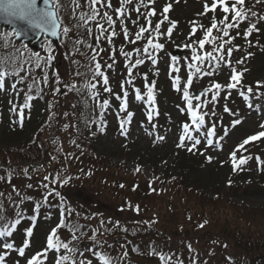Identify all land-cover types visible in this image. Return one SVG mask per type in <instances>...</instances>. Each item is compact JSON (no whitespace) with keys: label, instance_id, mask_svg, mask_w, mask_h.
Wrapping results in <instances>:
<instances>
[{"label":"trees","instance_id":"obj_1","mask_svg":"<svg viewBox=\"0 0 264 264\" xmlns=\"http://www.w3.org/2000/svg\"><path fill=\"white\" fill-rule=\"evenodd\" d=\"M63 2L67 4L68 0ZM252 4V0H246L247 7L250 8ZM217 15L219 16V13ZM62 16L66 24L71 21L74 25L75 21L70 12L62 10ZM210 21L211 14L203 17L202 24L207 27ZM88 26L93 29L92 36L88 35L85 27L79 29L72 27L66 46L62 45L61 39L58 45L54 46L53 68L59 71L62 79H64V71L60 66L66 67V71L78 83L84 79V77H74L73 74L77 70L86 71L84 65L88 64L91 51L84 45H77L74 48L73 44L75 40L80 39L85 44L95 47V28L92 27V23ZM243 29L244 26L241 25V33ZM3 32L5 31L0 29V33ZM235 34L236 30H233L232 35ZM240 36L234 42L240 46V50L234 51V55L239 57L251 52L254 56L255 50H251L248 42L241 43ZM261 37L259 32H253L248 39L251 45L258 48L260 43H262L260 47L264 45ZM2 40L3 37H0V42ZM114 46L117 49L115 40ZM123 46L126 51H130L133 47L128 43ZM101 47L105 49L100 57L101 63L106 65L110 62L109 46L106 41H102ZM40 51L44 54L42 48ZM68 56L71 59L66 58ZM120 57L122 56L117 54L115 66L121 60ZM72 60L79 63L73 64ZM154 71L153 67H144L138 71L137 77L140 79L144 73H148L147 83L151 84L153 80H156L154 95L159 103H162V96L166 95L163 92L167 90V86H164L160 78H154L152 74ZM36 72L39 73V70ZM8 83H13V80L9 78ZM144 83L145 81H142V84ZM40 87L43 89L42 94L32 93L34 99L31 100L30 108H25V117L22 122L15 115L9 118L4 115L2 107L6 100L0 98V188L8 185L0 190V193L5 194L0 196V202L6 206L9 204L7 196L12 193V185H14L9 186L11 181L17 182L15 186L21 195L32 197V200L24 201L22 205L25 219L19 226L18 237L14 235L15 241L22 242L25 227L32 222L31 217L35 215L36 220L33 224L39 229L55 227L62 218L75 224L78 236L81 235L82 230L79 242L70 241L67 229L60 230L59 235L72 246L79 248L80 255L77 256V260L91 259L94 264L97 258L92 255L93 248L111 256L117 264H163L159 259L161 255L172 258L168 264H177V261L191 264L193 258H196L197 264H264V206L246 201L235 202L237 198L264 193V168L262 167L264 139L252 144L248 152L252 158L241 165L237 171L232 170L230 173L231 170L228 167L227 187L225 189L214 187L211 196L201 193L199 186L194 182L197 179L194 176L201 174L198 166L206 161L201 155L187 157L189 153L183 152L178 154L163 172L153 171L152 177L143 179L144 183H138L134 188L128 187L119 177L107 180L109 174L116 173L115 165L109 157L97 151L109 122L107 110L102 111L103 108L96 107L95 101L88 99L86 95L70 92L71 116L64 115L65 124H62L61 105L59 102L53 104L54 95L51 87L43 85ZM19 88L21 89L19 94L11 88L8 89V94L11 95L12 92L11 97L8 96V101L17 100L22 103L25 85H20ZM99 89L100 100L107 99L114 105L118 104L119 100L112 94L104 93L101 87ZM233 95L231 92L229 95L227 90L221 91L216 104L231 101ZM85 100H87L86 103ZM238 104H240L239 100ZM210 106L211 104L208 105ZM215 107L217 108V105ZM161 113H165L164 109H161ZM218 117V120H221L220 116ZM181 119L185 120V116L172 121L177 131L180 130ZM157 121L163 124L160 118H157ZM68 124L71 126L67 130L68 127L66 128L65 125ZM144 156L141 155L140 161H137L138 164L132 175L140 174L141 171L137 172L136 168L139 166L141 170ZM257 156L261 158L260 163L255 159ZM216 169L220 168L216 167ZM25 170L28 172L27 176L24 175ZM210 174L211 172L207 177H210ZM45 176L49 177L47 181L43 179ZM119 176H121L120 173ZM65 178L69 181L65 185L52 183L53 180L59 181ZM78 181H84L83 184L87 181L96 183L98 187L109 189L111 193L121 196L126 201L124 203L132 208L139 206L137 214H141L142 219H118L100 211L98 206L90 205L92 203L88 202L87 205L79 201L77 196V199H70L67 192L62 191ZM28 184H32L33 187L28 188ZM43 184H48L49 187L45 189L42 187ZM155 185L157 186L154 187ZM53 190L60 192L61 196L58 197L53 193L48 197V201L42 203L40 209L34 213V204L42 201L43 197ZM156 200H160L162 204L155 203ZM178 209L185 215L197 214L198 220L192 218L193 221H198L196 225L190 227L178 225L171 230L166 228L161 219L166 216L167 210L176 212ZM65 210H70L71 215L69 216ZM62 212H64L63 217ZM205 221L207 223H204ZM200 224L204 226L199 227ZM94 231L96 240L100 242L99 245L88 239ZM202 238L203 241H200ZM45 242L46 239H43L39 249L45 246ZM62 251L50 252L48 261L52 260V264H55L56 256L62 254ZM125 252L127 256H124Z\"/></svg>","mask_w":264,"mask_h":264},{"label":"snow or ice","instance_id":"obj_2","mask_svg":"<svg viewBox=\"0 0 264 264\" xmlns=\"http://www.w3.org/2000/svg\"><path fill=\"white\" fill-rule=\"evenodd\" d=\"M264 0H256L259 4ZM156 0H117V6H113V0H68L64 3L63 0H0V18L6 25L10 26L9 31L0 33L3 37L0 42V91L7 93L11 88L17 94L21 91L20 85H25L24 98L25 103L13 104L11 111L17 113L21 119L24 115V109L29 107L28 102L34 99L32 95L36 92L38 95L42 94L44 87H51L52 94L66 95L68 92H76L95 101L96 107L106 108L109 105V100H100V92L98 89L102 86L104 93H112L109 86V75L107 70L114 68L116 64L117 54L124 57V66L126 68L127 77L121 81V90L123 97L128 96L125 85H132L135 80L134 69L138 66L145 64V61H150L151 65L155 66L158 63V53L165 49V45L160 39H171L173 30L176 27V22L169 19L168 13L171 10V4H165L162 11L159 13V19L153 25V17L157 16V9L154 7ZM84 8L85 10H80ZM62 10L70 12L71 17L74 19V25L65 23L62 16ZM111 10V13L108 11ZM135 13V19H132V14ZM219 13V16L217 15ZM211 14L210 25L205 27L203 24H198L197 21H191V30L188 34L189 39L192 41L182 47L190 49L191 55L187 62V79L182 81L179 75L172 78V88L178 92L182 91V100L185 102L184 107L177 105L181 113H187L191 123H184L182 125L183 134L179 137L180 142L177 144L178 148L185 147V141L191 142L187 147L189 152L197 149V146L202 143V139L206 142V146H213L214 141L212 137L216 132V124L211 123L208 126L206 117L214 118L216 113L214 108L211 111H205L209 104H215L218 100L221 91H230L234 89H245L242 83L243 71H237L236 67L232 64V56L234 51H239L240 46L234 42L238 36L242 34L243 38L251 46V41L248 39L253 32H259L257 23H248V27L242 30L241 25L249 21V16L254 18L257 22L264 21V16L258 15L253 12L251 8L246 6V0H203L202 11L197 13L198 17H208ZM136 26L135 32H131L127 26V21ZM143 20L144 23H140ZM167 22V30H162V25ZM95 24V47L91 44H85L83 40L77 39L74 41L73 47L77 45H84L91 51L88 64L84 65L86 71L81 72L77 70L73 75L74 77H84L82 82L78 83L76 79L65 80L62 79L59 71L53 68V61L55 60V48L53 46L52 38L61 39L62 45L66 46L67 39L70 37L72 27L79 29L85 27L89 36L93 35V29L88 25ZM119 24L120 31H116V26ZM236 30V34L232 35V31ZM202 31L203 35L199 39H195L197 33ZM32 33L37 39H42L40 51H36L30 47L31 40L29 34ZM215 33V34H214ZM123 37L124 41L132 45L130 51H126L124 46L121 45L118 52L114 46V39L118 36ZM102 41H106L109 46V63H101V54L105 51L101 47ZM146 41V42H145ZM138 42L142 43V47H137ZM206 45L211 46V50H205ZM178 47H180L178 45ZM78 50V49H77ZM141 54L143 58H141ZM247 56H251L248 53ZM246 57L237 60V65L242 64ZM71 59L70 56L66 57ZM73 64H78L76 60L71 61ZM171 70L179 73L180 67L178 66V57L171 55ZM223 67L231 69V74L228 77L226 84H221L215 80L211 84L201 90L199 94H190V86L193 84L194 79H202L203 77L214 76ZM39 70V73L36 72ZM244 71H247L245 69ZM51 73V78H50ZM148 73L143 74L145 81L144 87L146 89V101L149 111L147 113L148 119L151 120L155 108V81L151 84L147 83ZM11 78L13 83L9 84L8 80ZM54 85V86H53ZM257 96L264 95L261 89H264V81H256ZM135 99L137 101L144 100L140 88H135ZM253 87L251 85L246 87V90H241L240 95L248 99L253 94ZM227 98V96L225 97ZM120 100V111L125 112L127 109L126 99L121 96H116ZM195 101V104L193 103ZM87 100H85V103ZM75 107V105L73 106ZM248 107L252 105L249 103ZM226 112L230 109L225 107ZM158 115V112L156 113ZM65 116L68 113H64ZM235 115V114H233ZM133 113L126 111L127 119H121V134H126L124 125L130 121ZM241 120L234 119L232 126L238 125ZM22 126V123H21ZM67 128L68 125H65ZM155 127V125H153ZM264 129V123L260 125ZM203 129V131H201ZM193 132L196 135H193ZM158 140H163V136H158ZM264 139V131H259L253 135L247 136L242 142L236 145V148L230 153L232 160V170L237 171L241 165L247 163L248 159L252 157L240 155L241 151L246 152V145L252 142ZM208 161L212 157H207ZM258 163L261 162L259 156L255 157ZM136 171L139 172L140 168L137 166ZM27 176V170L24 171ZM45 181L49 179L48 176L43 178ZM10 182V180H9ZM69 181L67 178L63 180H53L52 183H59L65 185ZM231 184V180H229ZM151 186V182H150ZM32 188V184L27 185ZM43 188L47 189L48 184H43ZM123 187V185H121ZM61 196L60 192L53 190L33 206V212H37L42 203L48 201V197L52 194ZM15 194V195H13ZM0 193V196H4ZM9 204L6 206L0 202V264H6L10 253H15L18 258H24V264H47L50 252H61L62 254L56 256L55 264H94L91 259H79V248L71 245L70 242L62 239L59 231L67 229L70 234V241L79 242L82 236H78L77 227L70 220L61 219L55 227H52L46 236L45 246L31 254L27 252L31 244V237L33 235V227H27L25 231V238L21 244L17 245L14 240V235L18 231L19 226L24 221L22 205L24 201L32 200V197L21 195L20 191L15 185H12V193L7 196ZM139 212V206L134 209ZM68 215H71L70 210H65ZM64 216V212L61 213ZM32 221L36 220V216L31 217ZM153 223L155 221H152ZM204 223H207L205 221ZM200 224L199 227H203ZM90 241L99 245L100 242L96 240L95 231L93 235L88 238ZM190 247V246H189ZM227 247V245H225ZM93 257L97 258L96 264H117V262L109 255L95 248L91 249ZM127 256V253H124ZM159 259L163 264H168L171 257L160 256ZM231 259L230 257L228 258ZM19 264V259L15 262ZM177 264H183L182 261H177ZM191 264H197L196 258L192 259Z\"/></svg>","mask_w":264,"mask_h":264},{"label":"rangeland","instance_id":"obj_3","mask_svg":"<svg viewBox=\"0 0 264 264\" xmlns=\"http://www.w3.org/2000/svg\"><path fill=\"white\" fill-rule=\"evenodd\" d=\"M253 4L250 7L253 12H256L258 15L264 16V2L259 4L256 3V0H252ZM165 4H171V14L169 15L170 18L174 17L177 21V27L174 28L173 34L171 39L161 38L159 42L165 45V49L158 53V63L159 66L158 70L154 71L152 74L154 78H160L161 82L164 83V86H167V80L165 74L166 69L170 70L171 67V55H175L178 57V62L185 61L188 62V58L191 55L190 50L182 47L184 43H187L189 40V30H190V22L191 20H196L197 23L202 20L203 17H198L197 13L202 11V4L203 0H156L154 7L157 9V13L162 11V7ZM113 6H117V0H113ZM132 19H135V13L132 14ZM140 23H144L143 20ZM248 23H257V27L260 29L259 33L262 35V41L264 42V21L257 22L254 18L249 16V21L244 24V29L248 27ZM155 21H153V25ZM127 26L129 27L131 32H135L136 26L131 23V20L127 21ZM167 22L162 25V30H167ZM116 31L119 32V24L116 26ZM241 43H247V41L243 38H239ZM117 46L121 47V45L126 44L127 42L124 41L122 35L118 36L114 39ZM190 42V41H189ZM191 43V42H190ZM264 44V43H263ZM129 45V44H128ZM178 45L180 47H178ZM255 47V45H251V50H255L254 56H247L241 55L239 59L242 57H246L247 59L244 60L242 64L237 65L236 61L239 60H232V64L236 67L237 71H243V80L242 83L246 87L251 85L253 87V94L250 95L248 99H245L246 104L250 103L252 107L248 111L247 109L243 108L242 103L240 102L239 106L237 105V99L231 101H225L221 104H214L213 107L217 105V114L220 116V119H225L222 123H216L214 120L213 123H216L218 130L221 132L217 134L216 141L219 143H214V147L210 151L199 150L203 148L202 146L197 148L196 151L189 152L187 150L188 145H185L183 148H178L175 140V135H177V129H173L172 121L179 118L178 117V107H181V100L178 97L177 93L173 92L172 89L167 87L165 89L166 95L162 96V103L161 108L164 109L165 113L162 114L160 121L166 126L163 127L160 135L166 136V143L162 144L160 140L157 139L158 136L153 135L150 125H148L143 117H137L135 115V119H133V123L130 127V124L125 123L124 131L126 134H121V121L118 120L116 117V113L122 114L124 112L120 111L119 109H112L111 118L109 122V128L106 131V134L101 140V144L97 147V151L101 154L106 155L111 160L112 164L115 165L116 173L109 174L107 178L108 181L111 179H115L119 177L120 180H123L126 186L128 187H135L132 186L134 182H138L139 184L144 183L143 179H148L152 177V172H163L167 165H169L173 160L177 158V155L180 153H189V156H202L203 159L206 161L205 163H200L198 166L199 170L201 171L198 176H194L197 178L194 182L199 186V190L201 193H204L208 196H211L214 187H220L225 189L228 185L226 180L228 174V167L231 165L232 160L230 158V153L236 148V145L243 140L244 134L249 133H257L259 131H264L260 127L262 123H264V95L257 96L256 92V81H264V45L262 47ZM254 48V49H253ZM119 50V48H118ZM205 50L210 51L211 46H206ZM249 53V52H248ZM260 54V55H257ZM121 60L117 62V66L111 70H108L109 75V84L114 86V90H119L120 81L127 77L126 68L123 64L124 57H120ZM141 58H143L141 54ZM145 63L151 64L150 61L146 60ZM147 65V64H146ZM149 66V65H147ZM60 68H62L60 66ZM63 69V76L65 80H72L71 75L68 71ZM65 69V70H64ZM247 69V71H244ZM187 70L184 73H180V77L182 74H186L187 77ZM231 74V69L227 67H223L219 72H217L214 76L211 77H203L202 79H196L194 83L195 89L206 88L210 85V83L215 80L219 83L226 84L228 82V77ZM136 83V82H135ZM261 92L264 93V89H261ZM4 97V96H3ZM71 93L68 92L66 95H56L53 96L52 102L53 104L59 102L61 117H62V124H65L64 121V113H68L70 117V104H71ZM127 107L131 105L138 106L140 101H137L135 97L130 98L128 95L126 98ZM3 106V112L6 117H10V106L7 107ZM212 106V104H211ZM225 107L231 108L230 112L225 111ZM7 108V110L5 109ZM134 111V107L131 108ZM235 114V115H233ZM137 117V118H136ZM219 119V117H217ZM216 118V119H217ZM126 119V118H123ZM234 119L241 120V123L235 125L234 128H230L232 126V121ZM71 125L68 124L69 129ZM225 126V131L223 129ZM149 129V130H148ZM176 144H175V143ZM250 146H247V151H241L238 155H245L248 156V152L250 150ZM264 148V147H263ZM261 148V149H263ZM141 155H145L143 158V166L141 167V172L138 176L132 175V172L135 169L137 161H140ZM212 157V160L209 162L207 157ZM151 160V161H150ZM208 162L210 165L208 166ZM191 163V161H188ZM252 163V162H251ZM253 165V164H252ZM220 169H216V167ZM212 167V168H211ZM264 168V164L262 166ZM211 170V171H209ZM231 170V168L229 169ZM211 172L210 177H207ZM232 171H230L231 173ZM119 173L121 176H119ZM84 181H78L77 183L73 182L72 186L63 189V193L67 192V195L70 199H77L79 197V201L88 205H96L100 208V211L104 212L105 214L111 215L118 219H126L130 220L133 219H142V215H136L134 212H130L128 205L124 203V199L121 196L116 195L115 193H111L108 189L100 188L97 186L96 183L91 181H87L83 184ZM16 185L17 182L11 181L10 185ZM8 185H3L0 188H6ZM155 185L154 187H156ZM77 196V197H76ZM123 200V201H122ZM241 201H246L250 204L264 206V193L261 195H248L243 198H237L235 200L236 203ZM126 202V201H125ZM155 203L162 204L160 200H156ZM89 205V206H90ZM148 206H150L147 203ZM182 210L169 211L165 213L161 221L166 228H174L178 225H185L190 227L191 225L194 226L198 221H193L192 218L198 220L197 214L185 215L182 214ZM189 216L190 219H189ZM148 217V215H147ZM47 232V229H33L34 236L39 235L40 233L42 236ZM257 235V234H256ZM261 236V234L259 235ZM33 237V236H32ZM31 237V246L34 247L37 245L36 242L33 241ZM203 241V238L202 240ZM35 244V245H34ZM36 247V246H35ZM15 258V253H10L6 264L8 262L12 263L13 259Z\"/></svg>","mask_w":264,"mask_h":264},{"label":"water","instance_id":"obj_4","mask_svg":"<svg viewBox=\"0 0 264 264\" xmlns=\"http://www.w3.org/2000/svg\"><path fill=\"white\" fill-rule=\"evenodd\" d=\"M0 26H2L3 29H10V26L9 25H6L3 22V19L2 18H0ZM29 39L31 40V45L32 46H34L35 48H37L39 46L40 39H37L34 34L30 33L29 34ZM52 40H53V43H56L58 41L57 38H52ZM197 94H199V93H197Z\"/></svg>","mask_w":264,"mask_h":264}]
</instances>
